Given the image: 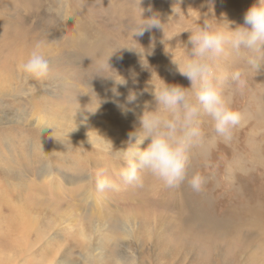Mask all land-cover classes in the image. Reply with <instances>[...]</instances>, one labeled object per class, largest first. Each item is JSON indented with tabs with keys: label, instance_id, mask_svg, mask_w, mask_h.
<instances>
[{
	"label": "rangeland",
	"instance_id": "rangeland-1",
	"mask_svg": "<svg viewBox=\"0 0 264 264\" xmlns=\"http://www.w3.org/2000/svg\"><path fill=\"white\" fill-rule=\"evenodd\" d=\"M253 3L141 0L144 15L150 8L167 22L164 37L157 29L136 37L141 57L116 50L139 47L130 27L139 0H0V264H264V70L231 55L217 60L245 68L244 90L224 89L243 122L225 143L204 117L205 143L188 170L205 177L200 192L187 181L165 188L147 173L142 187L119 180L118 150L145 102L154 106L152 72L190 86L168 50L174 59L190 54V32L168 39L198 27L197 18L235 28ZM40 41L49 72L25 78L18 66ZM115 71L126 86L105 76ZM96 131L114 151L100 150L108 145L95 143ZM98 175L119 187L98 189Z\"/></svg>",
	"mask_w": 264,
	"mask_h": 264
},
{
	"label": "clouds",
	"instance_id": "clouds-1",
	"mask_svg": "<svg viewBox=\"0 0 264 264\" xmlns=\"http://www.w3.org/2000/svg\"><path fill=\"white\" fill-rule=\"evenodd\" d=\"M140 8V18L130 25L133 39L139 47L124 45L116 50L127 48L144 57L145 49L136 37H142L145 32L153 29L162 31L164 37L167 22L162 21L158 12L149 8L147 11L151 15L146 16L145 9ZM172 12L180 16L183 11L173 7ZM200 20H196L198 27L182 30L168 39L172 40L183 31L190 32V54L185 51L182 58L174 59L173 52L168 49L172 53V63L177 66L179 74L190 82V86L169 83L155 71L153 79L152 72L147 90L153 97L154 106L145 102L143 111L137 117L138 124L128 134L126 148L118 150L123 165L119 171V180L125 185L142 187L143 174L147 173L165 188L174 189L187 181L193 191L200 192L205 177L199 172L189 175L188 170L192 150L205 143L204 117L211 118L216 136L225 143L231 142L234 130L242 126L243 115L232 107L231 97L225 95L224 89L235 85V91L242 92L247 83L245 68H251L256 73L264 70V0H255L244 14L243 24L235 28L227 25L225 30L206 19L201 24ZM161 42L165 44L164 39ZM229 55L242 59L245 68H218L217 60ZM142 63L144 67H149L143 60ZM107 64L110 68L108 60ZM49 68L46 44L40 41L34 45L28 58L19 64L18 71L25 78L39 79L47 75ZM105 76L111 78L115 85H127V80L116 71L115 74ZM112 91L119 95L115 87ZM136 99V94L130 93L127 104L135 103ZM117 107L125 113L132 110L124 104L118 103ZM88 110L95 113L97 108ZM96 133L95 143L108 145L100 150L109 153L114 151L112 142ZM88 138L93 147L94 140L89 132ZM96 184L100 190L119 187L116 180L100 175L97 176Z\"/></svg>",
	"mask_w": 264,
	"mask_h": 264
},
{
	"label": "bare ground",
	"instance_id": "bare-ground-1",
	"mask_svg": "<svg viewBox=\"0 0 264 264\" xmlns=\"http://www.w3.org/2000/svg\"><path fill=\"white\" fill-rule=\"evenodd\" d=\"M88 22H89V21H88ZM90 29H91V28H90ZM87 32H88V31H87ZM99 195H100V194H99ZM100 196H102V195H100ZM100 198H101V197H100ZM205 198H206V197H205ZM6 201H8V200H6ZM201 203H202V202H201ZM194 227H195V226H194ZM196 230H198V229H196ZM83 236H84V235H83ZM205 241H207V240H205ZM205 241H204V242H205ZM200 243H201V242H200Z\"/></svg>",
	"mask_w": 264,
	"mask_h": 264
}]
</instances>
